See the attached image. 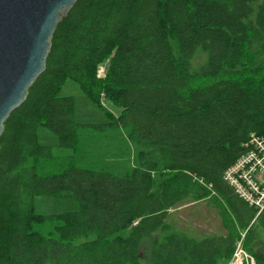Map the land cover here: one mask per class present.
Returning <instances> with one entry per match:
<instances>
[{"label":"trees","instance_id":"trees-1","mask_svg":"<svg viewBox=\"0 0 264 264\" xmlns=\"http://www.w3.org/2000/svg\"><path fill=\"white\" fill-rule=\"evenodd\" d=\"M259 2H76L57 26L45 71L4 124L0 264H227L246 229L245 250L264 264V211L256 218L223 179L249 136L264 133ZM199 50L207 61L193 70ZM68 82L103 124L77 122L75 98L62 95ZM41 127L70 152L65 160L40 143ZM103 135H125L132 161L94 153ZM66 193L78 210L37 213V197ZM208 198L225 235L198 240L172 230L173 210Z\"/></svg>","mask_w":264,"mask_h":264},{"label":"water","instance_id":"water-1","mask_svg":"<svg viewBox=\"0 0 264 264\" xmlns=\"http://www.w3.org/2000/svg\"><path fill=\"white\" fill-rule=\"evenodd\" d=\"M78 0H0V138L46 69L58 24Z\"/></svg>","mask_w":264,"mask_h":264},{"label":"rangeland","instance_id":"rangeland-1","mask_svg":"<svg viewBox=\"0 0 264 264\" xmlns=\"http://www.w3.org/2000/svg\"><path fill=\"white\" fill-rule=\"evenodd\" d=\"M264 2L260 0L259 4ZM257 7V6H256ZM207 61V55L199 50L193 60V70H199ZM108 65V62L104 63ZM102 64V65H104ZM63 96H73L76 102L75 117L77 122L82 124H103L105 122L102 113L90 104L89 100L82 94L79 87L68 82L63 91ZM114 115L119 116L120 111L113 107L107 106ZM112 136L111 138L101 137L95 139L93 144V152L101 153L103 149L108 152V157L113 164H126L132 161L133 146L127 141L126 136ZM40 143L52 147L53 153L57 160L63 161L70 155L69 151L59 148V139L56 134L51 132L45 127L39 129ZM112 144H109L111 143ZM109 145V146H108ZM90 151H86L87 157ZM130 158V160H129ZM35 208L37 213L42 215H56L64 212H71L78 210L77 201L69 194L66 193L61 198H53L40 196L35 199ZM256 220V219H255ZM254 220V221H255ZM172 230L184 233L195 239H203L211 236H222L226 234L223 227L222 218L220 215V207L217 202L212 199H206L201 202L187 203L172 211L170 221Z\"/></svg>","mask_w":264,"mask_h":264},{"label":"built area","instance_id":"built-area-1","mask_svg":"<svg viewBox=\"0 0 264 264\" xmlns=\"http://www.w3.org/2000/svg\"><path fill=\"white\" fill-rule=\"evenodd\" d=\"M107 69V64L100 65L98 78L104 79ZM243 146L244 155L225 171L223 179L240 198L256 209L257 218L264 211V133H252ZM248 230L240 231L227 264H256L254 257L244 247Z\"/></svg>","mask_w":264,"mask_h":264}]
</instances>
